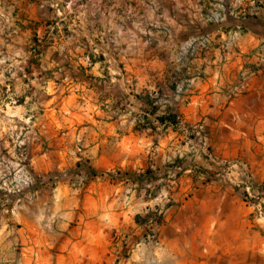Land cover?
Wrapping results in <instances>:
<instances>
[{
    "label": "crops",
    "instance_id": "crops-1",
    "mask_svg": "<svg viewBox=\"0 0 264 264\" xmlns=\"http://www.w3.org/2000/svg\"><path fill=\"white\" fill-rule=\"evenodd\" d=\"M16 8L32 34L23 43L41 45L34 57L12 55L24 61L23 91L38 89L49 97L41 106L58 109L59 155L75 144V189L55 194L72 227L63 264H264L250 222L242 258L244 247L231 259L223 247H178L182 203L212 165L175 126V114L187 127L202 123L215 157L244 165L254 221L264 206V0H17ZM201 36L210 50L193 56L187 44ZM252 71L230 100L228 88ZM169 200L181 207L160 229L165 247L142 243L143 215Z\"/></svg>",
    "mask_w": 264,
    "mask_h": 264
},
{
    "label": "rangeland",
    "instance_id": "rangeland-1",
    "mask_svg": "<svg viewBox=\"0 0 264 264\" xmlns=\"http://www.w3.org/2000/svg\"><path fill=\"white\" fill-rule=\"evenodd\" d=\"M16 2L0 0V264H63L61 256L66 252L61 247L71 245L73 237L68 232L72 227L63 226L68 221L59 217L62 206L57 202L61 200L55 194L61 185L75 189V144L66 141L70 153L59 155L55 123L60 124L63 118L58 116V109L41 106L49 97L38 89L23 91L19 68L24 61L18 56L11 59L12 55L31 52L34 57L41 45L23 43L32 34L23 29L26 12L19 11ZM28 62L30 67L35 64L32 59ZM24 96L29 97L25 103ZM187 137L204 151L212 167L201 172L203 186L188 194L182 208L169 200L143 215L142 243L148 244L143 238L149 215L164 210L162 228L180 208L178 247H223L225 259L232 258L234 247H244L240 250L242 258L247 255L249 222L256 227V247H264V217L259 218L264 206L255 209L253 221L254 210L250 213L249 207L254 197L250 175L241 169L244 165L223 162L206 145ZM78 151L82 152L81 147ZM170 233L166 228L165 234ZM158 247H165L161 239ZM260 254L257 252V259ZM64 264H69L68 260Z\"/></svg>",
    "mask_w": 264,
    "mask_h": 264
},
{
    "label": "built area",
    "instance_id": "built-area-1",
    "mask_svg": "<svg viewBox=\"0 0 264 264\" xmlns=\"http://www.w3.org/2000/svg\"><path fill=\"white\" fill-rule=\"evenodd\" d=\"M255 6H257V4H255ZM187 46H188V52L191 55L193 56L202 55L209 52L211 47V41L207 36H201L190 40ZM224 48L225 49L227 48L226 45L224 46ZM253 73L254 71L248 73H243V72L240 73L238 80L233 85H231L227 90V95L230 100L237 98L238 96L243 94L246 88L247 81L253 75ZM176 93L178 96H181L184 93V91L179 89L177 90ZM175 123L179 127L182 128L184 127L182 117L178 114H175ZM204 130L205 128L202 123H198L191 127H186V131L188 132V135L192 137L194 140L196 139L199 143L205 146L206 137ZM165 214H166L165 211L160 209L147 217V222H146L147 230L143 238L144 242L151 244L154 247H158L160 245L159 232L162 223L164 221Z\"/></svg>",
    "mask_w": 264,
    "mask_h": 264
}]
</instances>
